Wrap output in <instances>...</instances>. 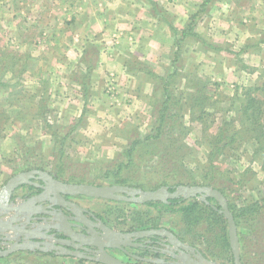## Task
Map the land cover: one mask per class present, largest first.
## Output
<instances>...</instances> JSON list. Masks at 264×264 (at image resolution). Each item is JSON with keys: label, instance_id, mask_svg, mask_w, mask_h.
<instances>
[{"label": "rangeland", "instance_id": "rangeland-1", "mask_svg": "<svg viewBox=\"0 0 264 264\" xmlns=\"http://www.w3.org/2000/svg\"><path fill=\"white\" fill-rule=\"evenodd\" d=\"M9 1L0 0V83L6 85L0 86V187L20 170L40 166L52 169L55 174L51 175L66 179V183L124 185L153 191L163 187L164 182L165 187L174 191L178 187L174 188V184L192 178L189 186H204L202 175L207 174L208 155L220 130L229 133L239 125L240 118L235 113L242 90L262 87V91L254 94L262 99L264 50L259 51V42H255L263 38L264 0H250V5L239 15L232 14V5L245 0H193V4L197 3L195 8L200 6L197 15L210 17L204 28L215 39L206 48L208 62L202 67V75L182 43L180 47L176 45L180 53L178 62L172 69L159 70L163 75H156L148 65L147 69L139 65L143 63L132 61V66L124 70L132 77L130 83L116 77L112 66L96 62L97 49L90 42L83 47L76 45L79 52L74 46L73 54L67 56L69 48L65 45L72 44L74 36L69 22L61 16L64 15L62 0H18L17 12L13 10L16 14L8 8L9 4L2 5ZM174 1L178 0H160L153 11L159 21L169 23L177 37L178 29L172 27L173 20L162 7ZM87 2L75 0L80 10L90 12ZM217 13L221 20L218 22L216 17L211 28L208 22ZM196 18L189 24L192 32L197 27ZM79 23L81 27L83 21ZM85 23L89 25L88 21ZM235 25H246L241 40L250 43L249 55L232 54L231 43L235 44L238 36H232L229 31ZM79 27L75 32H82L78 31L83 29ZM57 30L60 36L55 35ZM186 39V43L197 41L193 36ZM101 42L99 48L107 47L103 43L106 41L101 39ZM238 47L236 43L235 50ZM81 48L84 51L79 57ZM81 61L93 66L89 75L79 68ZM68 63L73 67H64ZM176 68L180 75L173 79L172 86L167 85L179 104L172 106L177 112L172 131L175 134L168 135V128L163 127L158 140H144L153 133L155 109L160 104L159 87L164 84L160 78ZM139 69L146 75L133 78L141 74ZM148 81L154 83L147 85L150 90L145 85ZM143 90L150 97L139 99ZM200 106L205 112L202 116L198 112ZM261 122L264 125V111ZM246 129L243 134L250 143L236 138L232 147L228 146L213 163L216 167L211 173L217 185L223 183L234 191L239 189L237 182L248 172L247 183L231 194L239 207L264 196V174L252 156L254 139L250 138H254L251 136L255 131L250 136L246 135ZM134 142L139 143L133 146ZM130 147V163L119 167L128 160L125 154ZM229 193L230 190L226 192ZM91 208L101 209L106 220L121 230L163 229L186 244H194L201 254L203 250L215 254L221 251L218 227L212 232L205 224L194 226L179 213L161 214L151 207L127 202H96ZM261 226L264 229V224ZM255 236L249 241L255 243ZM207 259L233 264V261Z\"/></svg>", "mask_w": 264, "mask_h": 264}, {"label": "water", "instance_id": "water-1", "mask_svg": "<svg viewBox=\"0 0 264 264\" xmlns=\"http://www.w3.org/2000/svg\"><path fill=\"white\" fill-rule=\"evenodd\" d=\"M31 179L40 181L42 185L31 182ZM27 184L41 188L43 193L29 199L26 204L28 206L31 203L30 207L12 204L11 199L16 190ZM74 197L141 205L148 202L168 204L170 200L180 198L200 200L226 219L233 264H241L237 226L228 209L227 199L216 189L209 186L181 185L174 191H169L165 186L153 191H143L124 185L72 184L56 180L48 172L41 170L19 173L0 188V241L6 240L7 246L6 249H0V256L27 250L52 252L99 264H129L113 257L107 250H123L124 246L130 245L131 238L153 235L167 240L179 253L173 254L175 262L171 264H221L207 259L195 247L181 242L172 232L152 229L122 233L107 227L99 219H95L93 214H89L90 220L85 216L87 211ZM208 198L213 199L215 205ZM41 202H47L48 205L42 206ZM77 229L85 234H79ZM55 234L62 235L63 238H56ZM83 252L90 255H84ZM156 263L164 262L158 260Z\"/></svg>", "mask_w": 264, "mask_h": 264}, {"label": "crops", "instance_id": "crops-1", "mask_svg": "<svg viewBox=\"0 0 264 264\" xmlns=\"http://www.w3.org/2000/svg\"><path fill=\"white\" fill-rule=\"evenodd\" d=\"M3 1V0H2ZM12 1V2H11ZM28 1V0H27ZM87 2L89 6V11L80 10V7L75 4V0H62L60 3L61 8L64 9V19L69 22V26L71 32L73 33L72 37L73 41L72 44L65 45V48H69L67 56H71L76 50L78 49L76 45H83L85 43H92L94 47L97 49V59L96 62H100L106 65V67L112 66L111 69H115V76L120 77L126 83H130L131 75L126 73L124 70L129 69L131 67V63L133 62H141L143 64H139L140 66L148 67L154 71L156 75H160L159 70H166L169 67L172 69L173 63V54L176 50L175 42H178L179 45V38L181 43L184 44V49L187 50L188 54L192 56V61L197 66L199 74L202 75V67L207 65L208 62V55L207 49L204 44L202 43V39L207 43H213V36L207 34V28H204L205 22L208 21L210 17L201 16L199 15L196 19L198 21L196 30H193L192 34L198 37V41L186 43V38L189 35L181 36L178 31H182L185 26L187 25L189 19L198 11V8L194 6L197 4H193V0H178L174 1L173 4H168L167 2L162 6L165 12L171 17L172 27L177 28V37L174 34L175 31L170 30L169 23H165L164 21H159L158 17L155 15L153 11V6L151 2L159 3L160 0H88ZM165 1V0H163ZM9 4L10 10L12 12H17L16 7L20 5L18 0H10L7 3H2V5ZM11 4V5H10ZM29 5V4H27ZM250 5V0L245 1H238L236 4L233 3L232 5V14L236 13L239 15L243 12L244 8ZM103 8H102V7ZM158 6V5H157ZM101 7V8H100ZM251 6H249L250 8ZM14 10V11H13ZM27 11V8H26ZM14 12V13H15ZM154 13V15H153ZM16 14V13H15ZM156 17V18H155ZM217 17L218 22L221 20L220 14H216L212 19L209 20L208 24L212 28L213 24L212 21ZM208 18V19H207ZM83 21L82 26L79 27V21ZM86 21H88V26L86 25ZM163 22V23H161ZM232 22V21H231ZM77 25V26H76ZM208 26V27H209ZM76 27L83 28L79 29L78 31L82 32H75ZM262 27V26H261ZM57 28V27H56ZM246 29V25H235L231 26L230 31L232 32V36L236 35L237 40L236 43L239 46L238 51L235 50V44L231 43L232 46V54H247L249 55L250 50V43L242 42L241 38L244 35ZM264 30V27L262 28ZM46 30V29H45ZM64 30V29H63ZM232 30V31H231ZM59 30L55 31L56 36H60L61 33H58ZM71 32H68L70 35ZM53 34V32H51ZM262 40H257L259 42L258 50H264V32ZM226 34V33H224ZM54 35V34H53ZM226 35H224L225 38ZM114 37L115 40H114ZM54 38V37H53ZM71 38V39H72ZM103 39V43H106L107 47H100L103 45L101 42ZM255 38L252 40L254 41ZM116 42H112V41ZM249 40V41H252ZM55 42L56 38H54ZM96 41V43H95ZM112 42V43H111ZM51 44H54L51 42ZM192 44V45H191ZM74 50H72V48ZM252 46V45H251ZM50 49V45L48 46ZM180 47V46H178ZM47 49V48H46ZM48 49V50H49ZM103 50V52L101 51ZM252 49V48H251ZM52 50V49H51ZM54 50V48H53ZM84 50L81 48L79 57H81L82 52ZM72 53V54H71ZM133 61V62H132ZM178 62V61H177ZM73 63H77L73 61ZM62 65V64H61ZM176 65V64H174ZM70 66V67H69ZM78 66L81 70H86L90 64H84L82 61L78 62ZM66 68L73 67L72 64L68 63V65H64ZM93 67V66H92ZM217 67V66H215ZM85 68V69H84ZM148 69V68H147ZM153 73V74H154ZM158 73V74H157ZM146 75L144 72H140L138 74L133 75L134 77ZM201 75H199L201 77ZM128 80V81H127ZM136 80H139L136 79ZM134 81V80H133ZM147 81V80H146ZM136 82V81H135ZM154 83L151 81L145 82L147 90H150L147 85H153ZM146 90V89H145ZM145 90L140 93L142 94V98L138 97L139 99H146L150 96L143 94L148 93ZM136 97V96H135ZM137 98V97H136ZM42 170L50 172L54 175V171L50 168L45 166H40ZM60 180H66L64 178L57 177ZM17 200H15V205L21 204V199L19 196H16ZM87 200H92L91 203H105V200H93V199H85L84 201L80 202L81 205L84 207H91V204ZM195 247V246H194ZM43 253V254H41ZM0 264H99L93 261H85L82 259H78L75 257L70 256H62L56 253L48 254L44 252H32L27 250H19L9 256H0Z\"/></svg>", "mask_w": 264, "mask_h": 264}, {"label": "trees", "instance_id": "trees-1", "mask_svg": "<svg viewBox=\"0 0 264 264\" xmlns=\"http://www.w3.org/2000/svg\"><path fill=\"white\" fill-rule=\"evenodd\" d=\"M151 5L153 7L157 6L153 2H151ZM199 11H200V6L198 11L195 14H193L192 17L190 18L191 20L189 19L185 28L182 31H180L181 36L189 35L188 37L193 36V38H195L197 41L199 40L198 37L192 34L191 32L192 25L189 26V24L192 22V19L195 16L196 17L199 16L197 15ZM180 38H179V46L181 43L180 41H183L180 40ZM201 41L204 44L203 46H205L206 48L211 45L210 43H207L203 39ZM175 44L178 45V42H175ZM179 55H180L179 50L178 48H176L173 54V63H172L173 67L174 64H176V62L178 61L180 57ZM91 69H92L91 65L87 67L86 69L87 75L90 74L89 72ZM138 71L143 72V70L141 69H139ZM152 75L154 74L152 73ZM177 75H180V73L178 72V68L174 69L172 72H168L165 78H160L162 79V81H164V84L161 83L159 87L161 91L160 104L155 109L156 118H155L153 133L146 136L144 140H149V139L158 140V138H160L162 135V129L166 127L168 128V132H167L168 135L175 134L174 132L172 133V131L174 129V123L176 122L175 119L177 117V112L175 111L176 108H173L172 106H177L179 104H178V100L172 95L173 92L172 89H169L170 87L167 88V85L171 84L170 86H172L173 79ZM177 84L178 81L176 82V85ZM82 85L86 87L85 83H83ZM0 86H6V85L0 83ZM85 87L84 90H86ZM260 90L262 91V87L257 88L254 86L247 87L242 90L241 92L242 99L240 98L241 102L239 108L236 109V113H235V116L236 117L238 116V118H240L239 125L236 128L237 130H233L232 132L229 133L226 130H220L217 138L215 139L214 144L211 146V152L208 155L207 174H205V176L202 175L205 183H201L202 185L204 184V186H213L214 189L221 192L227 199L228 209L232 213L237 226L241 264H264V236L260 239V236L264 235V229L261 226V224H264V219H263L264 196L261 197L256 202L239 207L236 204L234 198L231 197V194H233L237 190H240L241 189L240 187L243 184L247 183V181L249 180L248 172L246 171L243 174L242 180L240 182H237V186L239 189L234 191L223 183L217 185V181H215V177L212 176L211 173L215 170L216 167L213 165V163L217 160V158L221 154H223L226 151V148H228V146L232 147V143L236 140V138H239L238 140L240 141L249 142L245 139L244 137L245 134H243V130L247 128L245 131L246 135L251 136V134L254 133L255 131V134L251 136L254 138H250V139H254V142L252 143V154H253L252 156L254 157L253 160L255 161L257 160L259 162L261 171L264 174V129H263L264 125L261 122V118L264 111V93L262 94V99L258 98L257 96H254V94L258 93ZM193 107H196V105H193ZM200 107L201 108H198V112L202 116V113L205 112L203 107L202 106ZM172 109L174 110V112H171ZM180 127L181 128L184 127L182 122ZM138 143L139 142H134L133 146L137 145ZM131 151L132 148L130 147L129 151H127L125 154V158L128 160L126 161L125 164L120 163L119 167H122L123 165H127L128 161L130 163L128 155L131 154ZM57 170L60 171V168L57 167ZM179 182L180 183L174 184L173 187L175 188L180 184L192 185L193 183L192 178L190 180L182 179ZM165 184L166 183L162 182L161 186H167ZM169 190L171 191L173 190V188H169ZM228 190H230L229 195L226 194ZM207 200L211 204L215 203L214 200L211 198H208ZM111 203H116V202H111ZM143 205L146 207H151L155 209L156 212L161 214L179 213L183 217H186L188 221L192 223V225L195 226V224L197 225L205 224L212 232L215 231L214 230L215 227H218L219 233L217 234V241L219 242L221 251L218 252V254H215V253H207L206 251L203 250L202 254L207 258L219 260L224 263L233 261V257L229 245L227 221L223 217V215L213 210L210 205H206L203 202H198L195 199L185 200L181 198L170 200L168 204H164L160 202H148ZM254 235H256L255 243H252V241H249V239L253 238ZM192 246H194V244ZM253 247H259V248L254 249ZM48 254H53V253L51 252Z\"/></svg>", "mask_w": 264, "mask_h": 264}, {"label": "flooded vegetation", "instance_id": "flooded-vegetation-1", "mask_svg": "<svg viewBox=\"0 0 264 264\" xmlns=\"http://www.w3.org/2000/svg\"><path fill=\"white\" fill-rule=\"evenodd\" d=\"M31 170L45 171V170H42L40 167H33V168L26 169V170H20L19 172H17L13 176H15V175H17L19 173L28 172V171H31ZM49 174H51V173H49ZM12 177H10V178H12ZM53 178H55L56 180H59L58 178H56L54 176H53ZM64 181L65 180H63L62 182H64ZM31 182L37 183L38 185H42V183L40 181H36L34 179H31ZM72 184H76V183H72ZM41 193H43V190L41 188H35V187H33V186L29 185V184L23 185V186H21L20 188H18L16 190L15 194L13 195V197L11 199V203L15 204L14 202H15L16 196H19L20 199H21V204L27 206L26 203L29 201V199L32 196H37V195H39ZM74 199H77L76 202L82 208H84L87 211V213H85V216L87 218H89L91 220V216L89 214H93L95 219H99L104 225H106L107 227H109V228H111V229H113L115 231L122 232V233H133V232H137V231L152 230V229L121 230V229L113 226L111 223H109L106 220V218L104 216L105 214L101 213V209L100 210L99 209H92L91 207L89 208V207H84V205H81L80 202L84 201L87 198H82V197H76L75 198L74 197ZM74 199H72V200H74ZM87 201H89V203L91 205H93V203H91L92 200H87ZM31 205L32 204L29 203L27 207H30ZM40 205L47 206L48 203L47 202H41ZM52 209H54V208H52ZM54 210H57V208H55ZM44 223H46V222H44ZM76 231L79 234H85V232L82 231V230L77 229ZM55 237L59 238V239L63 238V236L59 235V234H55ZM181 242H183V241H181ZM0 243H1V241H0ZM183 243H185V242H183ZM187 245H189V244H187ZM189 246H191V245H189ZM0 248H4L5 249L6 247L1 246V244H0ZM107 252L110 255H112L113 257H115V258H117V259H119V260H121L123 262L129 263V264H157L156 261H158V260L163 261L164 262L163 264H171L172 262H175V259L173 258V254H176V255L179 254L174 249L173 245L169 244L167 242V240L162 239L159 236H153V235H151L149 237H144V238L133 237V238L130 239V245L129 246H124L123 250L115 249V250H107ZM83 254L84 255H90V253H87V252H83Z\"/></svg>", "mask_w": 264, "mask_h": 264}, {"label": "built area", "instance_id": "built-area-1", "mask_svg": "<svg viewBox=\"0 0 264 264\" xmlns=\"http://www.w3.org/2000/svg\"><path fill=\"white\" fill-rule=\"evenodd\" d=\"M6 217H7V216H6ZM0 244H1V246H4V247H6V248H7V246H6V240H4V241H1V243H0ZM6 248H5V249H6ZM0 249H2V250H3L4 248H0Z\"/></svg>", "mask_w": 264, "mask_h": 264}, {"label": "bare ground", "instance_id": "bare-ground-1", "mask_svg": "<svg viewBox=\"0 0 264 264\" xmlns=\"http://www.w3.org/2000/svg\"><path fill=\"white\" fill-rule=\"evenodd\" d=\"M51 175V174H50ZM52 176V175H51ZM60 181V180H59Z\"/></svg>", "mask_w": 264, "mask_h": 264}]
</instances>
